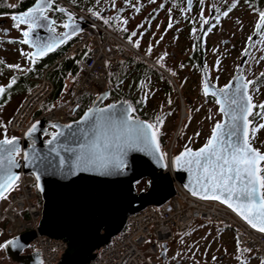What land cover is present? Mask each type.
Wrapping results in <instances>:
<instances>
[{
	"label": "water",
	"instance_id": "95a60500",
	"mask_svg": "<svg viewBox=\"0 0 264 264\" xmlns=\"http://www.w3.org/2000/svg\"><path fill=\"white\" fill-rule=\"evenodd\" d=\"M191 1L186 0L187 8L190 7ZM37 5V3L33 4L26 12L34 10ZM61 12L66 16L65 25H68V27L64 26L62 33L57 34L51 29L54 20L46 16L44 11L43 16L47 17V20L42 21L40 27L32 25L27 31L29 35L25 37L28 41L27 45L32 48L33 58L40 59L58 49L66 40L85 27V21L82 18L74 20L71 12L66 10H61ZM24 13L14 15L20 23H22L20 18ZM93 18L97 17L93 16ZM22 24L28 25L27 23ZM263 24L260 22L258 31ZM37 37L40 38V44L48 42L54 47L51 50L41 51V48L37 46ZM248 52L249 49L245 51L236 74L223 87H218L209 80L205 66L201 62L204 94L212 96L216 101L219 99L223 103L224 93L220 90L224 89L230 97L235 95L240 99L241 104L247 106V98L251 97L250 83L245 80L240 71ZM205 86H207V93ZM110 97L111 90L106 88L78 118L70 122H62L61 119L54 122L41 118L32 123L23 138L13 137L23 156L16 159L19 153L15 154V160L19 166L12 168L11 171L18 176L28 172L34 174L35 178L39 176L40 187H37V190L42 201V216L37 229L26 231L7 240L18 239L20 246H8L7 241L4 243L5 253L14 262L43 263L42 250L23 253L40 234L66 242L67 247L58 264H87L97 255L96 250L106 245L113 236L124 229L130 215L146 206H158L170 199L175 193V182L190 194L194 188H198L197 176L200 172L190 169L184 163L174 164V159L186 149H191L193 152L198 151L208 141L198 148H184L173 156L170 173L167 171L166 154L161 151L158 135L156 141L159 144V153L150 144L149 146L125 144V141H130L133 137L132 130L138 124L153 126L150 129L145 128L150 142L152 133L156 132L155 123L133 116L132 104L125 99L106 103ZM251 103L253 105L255 103L252 97ZM217 105L221 121L216 122L213 129L217 123L226 124L228 119L220 110L221 104L217 103ZM100 109L105 111L101 112ZM253 109L254 107L252 113ZM251 116L247 117L250 121L249 132L253 124ZM213 129L209 139L213 135ZM236 132V139L242 142L244 138L242 119L236 121ZM122 146L124 152L120 157L118 149ZM250 146L255 149L251 144ZM26 153L29 155V160L24 158ZM161 155L164 156L163 160H159ZM86 156H91L93 161L87 167L80 164L78 160V157ZM120 158L125 161V167L122 169L113 167ZM260 164L261 162L257 167L261 168ZM257 175L261 176L260 172ZM144 178L149 181L147 189L137 191L135 184ZM216 194L220 195L219 192ZM204 195L203 189H200L198 194L193 196L202 198ZM207 195L211 196L212 193L208 192ZM221 199L224 197L221 196ZM221 199L209 200L222 203ZM231 203L235 208L241 202L233 200ZM222 204L228 206L227 203ZM234 212L238 214L237 211ZM238 215L244 219L243 216ZM252 215L254 222L259 224V221L255 220V210ZM244 220L248 223L246 219ZM249 225L252 227L251 224ZM254 229L259 231L258 227ZM167 250L168 244L164 243L161 251V260L164 263L167 260Z\"/></svg>",
	"mask_w": 264,
	"mask_h": 264
},
{
	"label": "rangeland",
	"instance_id": "374dc122",
	"mask_svg": "<svg viewBox=\"0 0 264 264\" xmlns=\"http://www.w3.org/2000/svg\"><path fill=\"white\" fill-rule=\"evenodd\" d=\"M80 1L85 6L94 7L97 11L94 12L93 16H96V19L101 22H105L107 18H117L116 25L119 30L122 33L126 31L130 34L129 37L133 41L130 42L132 47L142 55L132 53L133 63H137L141 57L152 65L153 61L159 64L155 63L156 66L154 67L160 74L155 71V74H151L148 82L142 87L141 97L149 106L148 109L156 111L154 118H161L158 123L155 120H145L154 122L158 138H163L162 141L159 138V143L162 153L166 154L167 164L169 157L172 158L182 149L198 148L206 143L214 124L221 121V114L218 112V105L213 100L201 95L202 80L200 74L188 62L194 49L195 39L202 34L204 65L209 71L211 79L218 85H223L233 75L245 51L246 39L250 37L255 28V17L252 12L250 10L245 11L241 5L237 6L229 18L222 23L208 24L203 29L211 3L218 4L230 0H194L193 8L190 11L185 8L186 0H180V2L176 0L172 4L169 3L170 0ZM172 5L174 7H171ZM187 16L192 21L190 19L185 21L183 17ZM236 17L239 19L234 20ZM167 18H169L168 22ZM154 19L155 21H153ZM190 21L191 23H189ZM116 33L120 36L119 31ZM145 47L150 50L151 54L145 50ZM161 54L165 56L163 61L157 59L162 57ZM3 56L11 64L10 75L19 73V67L23 66V63L26 66L28 64V61L26 63L25 61L18 62V55L0 49V57ZM119 65L122 68H120V72L108 69L107 82L117 81L125 73L124 67H126L127 62L121 61ZM175 70H178V73ZM261 73H264V35L244 65V74L248 80H252L249 93L256 106L251 117L256 115L260 108L259 105L264 103V85L257 83V78ZM132 80L130 78V81ZM71 86L72 84L70 85V94ZM22 91L21 87L15 89L14 84L5 89L9 102L1 107L3 109H0V125L4 124L6 132L4 133L9 137H13L16 133L9 130L7 124L22 105L27 94L30 93V91L28 93ZM87 96L90 95L83 93L80 98ZM65 100L62 98L60 101L63 103ZM110 101L111 99H108L106 103ZM260 125H264V112L256 116L253 128L258 130L254 135L252 134L253 128L249 132V139L252 143L264 150V147L261 148L260 145L264 144V127H260ZM4 133L3 130H0V138ZM146 181L148 179L144 178L136 183L137 191L147 185ZM5 197L0 199V207L5 206L6 194ZM5 228L4 223H2L0 225V245H4L9 239ZM173 230L175 238L168 245L165 264H183L185 260H200V256L206 253L220 255L224 253V248L227 251L224 253L226 259L219 261V264L236 263V259L233 257L237 253L234 248V243L237 244V240L231 228L219 229L214 223L196 219L190 223L185 231ZM32 248L33 246L30 245L28 250ZM0 264H18L5 253L4 246L0 247Z\"/></svg>",
	"mask_w": 264,
	"mask_h": 264
},
{
	"label": "built area",
	"instance_id": "2783aa9c",
	"mask_svg": "<svg viewBox=\"0 0 264 264\" xmlns=\"http://www.w3.org/2000/svg\"><path fill=\"white\" fill-rule=\"evenodd\" d=\"M73 14L82 18L85 27L78 32L72 45L63 48L43 68L42 75L33 80L35 86L9 121V129L22 137L35 120L46 118L70 122L75 100L83 93L93 99L106 89L108 69L118 70L119 63L132 53L141 55L134 47L109 30L97 19L75 8L65 0H55ZM87 54L77 79L72 83L70 96L59 106L34 117L44 100L52 93L53 83L48 78L53 69L73 55ZM142 56V55H141ZM155 64L154 62H152ZM156 65V64H155ZM101 88V90H100ZM23 156L20 150L16 159ZM174 195L161 205H149L127 218L124 229L99 248L87 264H165L161 260L162 245L174 241V230L185 231L196 219L216 224L217 228H231L237 244L253 257H264V233L252 228L228 206L202 199L185 191L177 182ZM7 202L0 207V225L4 223L8 237L35 230L42 216L36 178L22 173L6 193ZM35 251L42 250L41 264H58L67 244L62 239L37 235L30 243Z\"/></svg>",
	"mask_w": 264,
	"mask_h": 264
},
{
	"label": "snow or ice",
	"instance_id": "6c2138e0",
	"mask_svg": "<svg viewBox=\"0 0 264 264\" xmlns=\"http://www.w3.org/2000/svg\"><path fill=\"white\" fill-rule=\"evenodd\" d=\"M44 9L39 6L34 10L26 12L20 18L22 23H27L29 27L35 25L40 27L42 21L47 20V17L43 16ZM261 23H264V12L260 13ZM14 20L17 17H13ZM71 19V17H69ZM65 27H68L66 24ZM75 31V29H73ZM25 36L29 33L25 32ZM37 46L41 48V51L47 49L51 50L54 45L52 43L45 42L40 44V38L37 37ZM25 43L28 41L25 40ZM62 42V41H61ZM19 67V66H16ZM251 83V82H249ZM0 92L3 89L0 88ZM205 92L207 93V86H205ZM224 93V102L217 99V103L221 104V111L228 118L226 124L217 123L213 129V135L208 140L207 144L196 152L191 149H186L179 156L175 157L174 164H187L190 169H195L200 172L197 176L198 188L192 190L193 195H197L200 189H203L205 195L202 198L205 199H221L222 203H227L230 208H233L231 201L236 200L241 203L233 208L238 214L244 217L252 227L257 228L259 231L264 232V177L257 175L262 169L257 167L259 162H264V154L259 153L253 149L249 144V124L248 116L252 115V108L256 107L251 103V97H248L247 106L240 103V99L235 95L229 96L224 89L220 90ZM235 106V107H233ZM260 108H264V104L259 105ZM101 112L105 111L100 109ZM238 119L243 120V141L240 142L236 139V121ZM152 125L138 124L133 128V137L130 141H125V144L132 143L138 145L154 146L155 151L159 153V144L156 141L157 133L153 132L151 140L145 132V128H152ZM264 127V125H260ZM257 128L252 129L254 135ZM31 131V130H30ZM20 152V148L15 143V138L4 139L0 141V199L6 198L5 193L8 192L19 179L18 175H14L11 171L12 168L18 167V163L15 160V154ZM124 152L123 146L118 149V156L122 157ZM187 157V159H185ZM25 160H29V155L25 154ZM99 158V154H97ZM164 156H159V160H163ZM80 164L87 167L91 164L92 157L86 156L79 158ZM34 163L35 160L33 159ZM27 166V165H26ZM113 167L122 169L125 167V161L120 158ZM37 187L39 188L40 177L37 176ZM211 192L212 195H207ZM219 192L220 195L216 193ZM255 210V220L259 221V224L254 222L252 212ZM247 213V214H246ZM8 246H20L18 239L9 240L6 242ZM4 245H0L3 247Z\"/></svg>",
	"mask_w": 264,
	"mask_h": 264
},
{
	"label": "flooded vegetation",
	"instance_id": "af4514ba",
	"mask_svg": "<svg viewBox=\"0 0 264 264\" xmlns=\"http://www.w3.org/2000/svg\"><path fill=\"white\" fill-rule=\"evenodd\" d=\"M180 1V0H179ZM42 6L44 9V14L54 20V24L52 25L51 29L57 33L60 34L64 30L65 26V20L66 16L61 12V10H66L62 6H60L58 3L55 2V0H33L32 3H30L24 10H17L18 7L22 6L25 2L24 0H0V49L8 50L12 52L14 55H18V62L20 61H25V63L28 61V64L19 67L20 71L19 73H14L13 75H10V70H11V64L7 62V59L5 56L0 57V88L3 89V92H0V109H3L1 107L5 106L9 102V98L7 96V93H5V89L10 87L11 84H14V87H21L24 84L25 78L27 74L31 73L34 71L35 67L41 64L47 57L53 54V52L56 50H53L52 52L44 55L40 59L33 58L31 56L32 53V48H30L27 43L24 41L26 40V37L24 35L25 32L29 30V25L22 24L18 20H14L13 17L15 14L19 13H24L26 12L33 4L37 3ZM176 2V0H170L169 3L172 4ZM193 2L194 0L191 1L190 7H186V2H185V8L186 10L190 11L191 8H193ZM176 5V4H174ZM242 9L250 10L255 17L254 23H255V28L250 35V37H247V45L245 48V51L249 49L248 55L244 63L242 64V69L240 71L241 74L244 75L245 80L247 82H251L249 86H252V81L248 80L246 75L244 74V65L247 63L248 58L252 56L255 48L259 44V42L262 40V37L264 35V24L261 26V28L258 31L259 24L261 22L260 18V13L264 12V0H230V1H224L220 2L218 4L211 3V7L209 10V14L206 18V23L203 27L206 28L208 24H219L222 23L224 20L229 18L230 14L232 11L237 7L240 6ZM171 7H174L173 5ZM68 11V10H66ZM61 15L62 18L59 20L56 18V15ZM185 21H189V19L192 21V19L187 16L183 17ZM156 19V18H155ZM155 19L153 21H155ZM180 20H183L182 18H179ZM239 18H234V20H238ZM169 18H167L168 22ZM184 21V22H185ZM191 21L189 23H191ZM202 33V32H201ZM202 34H200L199 38L195 39L194 43V49L193 52L190 54V57L188 59V62L192 64L194 69L200 74L201 77V86H200V92L201 95H203L206 98H209L213 100L216 104V100L212 96L205 95L203 92V86H204V80H203V74H202V69H201V62L204 64V57H203V49H202V39H201ZM154 45V44H153ZM156 46V45H155ZM154 48V46H152ZM145 50L150 53V50L145 47ZM243 52V55L245 53ZM151 54V53H150ZM162 57H159L157 59L163 61L164 59V54H161ZM243 55L241 59L239 60V63L231 76V78L236 74L238 67L241 64V60L243 58ZM169 56V55H167ZM205 66V65H204ZM206 69V67H205ZM178 73V70H175ZM207 75L209 80L217 85L218 87H223V85H218L216 82H214L209 74V71L206 69ZM157 73V72H156ZM155 74V73H154ZM160 74V73H157ZM159 77V75H158ZM33 82V78H29ZM257 83L259 85H264V73H261L259 77L257 78ZM23 92V91H22ZM22 94V93H21ZM111 98V97H110ZM142 98V97H141ZM264 102V101H263ZM264 104V103H262ZM254 111V109H253ZM264 112V108H259L258 112L256 113L255 116L250 117V119L253 121V124L251 126V129L253 128L255 124V119L256 116L262 114ZM9 123V122H8ZM7 127L9 129V125L7 124ZM250 129V131H251ZM0 130H3V133L5 132V126L4 124L0 125ZM10 130V129H9ZM6 133V132H5ZM2 134V138H7L11 139L13 137H16L14 135L13 137H9L6 134ZM0 138V139H2ZM250 144L257 149L260 153L264 154V150L256 147L252 143V141L249 139ZM261 148L264 147V144H260ZM262 171L260 172L261 176L264 177V162H261L260 164ZM264 191V189H262ZM8 239V237H7ZM169 245V244H168ZM234 248L235 251L237 252L236 255H234L233 258L236 259L235 264H264V257H253L251 254L246 252L244 249H242L238 244L234 243ZM224 253L227 252L226 249L224 248ZM34 251V249L26 250L23 253H30ZM221 253L220 255H217L216 253H206L203 256H200V260H194L191 259L189 261L185 260L183 264H219V261L225 260V254ZM21 264V263H18Z\"/></svg>",
	"mask_w": 264,
	"mask_h": 264
},
{
	"label": "trees",
	"instance_id": "16d2710c",
	"mask_svg": "<svg viewBox=\"0 0 264 264\" xmlns=\"http://www.w3.org/2000/svg\"><path fill=\"white\" fill-rule=\"evenodd\" d=\"M33 0H24V4L17 8V10H24ZM73 5L75 8L86 12L89 16L94 15V12L97 10L94 7L89 5H83L80 0H65ZM180 2V1H179ZM178 6V5H177ZM179 7V6H178ZM57 19H61V15H56ZM98 20V19H97ZM99 21V20H98ZM117 18L106 19L105 22H101L104 26H106L109 30L116 32L119 31L120 36L129 44L133 42L132 39L129 37L128 32L122 33L119 30V27L116 25ZM75 38L71 37L64 42V44L56 49L52 55L47 57L41 64L35 67L34 71L27 74L23 86H21L22 90L25 92H29L34 87V83L29 78H39L42 75L43 68L47 65V63L53 59L63 48L68 47L73 44ZM137 44V43H136ZM146 57L150 58L147 54L143 53ZM87 54L82 55H73L63 61L62 63L58 64L53 71L48 74V78L53 83V91L52 93L44 100L42 105L39 109L35 112L34 117L51 110L61 104V99H67L70 96V85L77 79L79 70L81 68V64L86 58ZM153 61V60H152ZM127 62L125 73L117 80L112 82H107L108 73L106 75V88L111 90V101H116L118 99H125L132 104L133 107V115L139 116L141 118L156 121L158 123L161 118L157 117L154 118V114L156 113L155 110L148 109L147 103L141 98V91L144 84L148 82L149 77L151 74L158 72L157 69L154 67L155 65L149 63L145 59L141 58L137 63H133V57L130 56L128 60L124 61ZM155 62V61H154ZM156 63V62H155ZM158 64V63H156ZM159 65V64H158ZM121 65L118 66L119 71ZM122 69V68H121ZM155 71V72H154ZM120 72V71H119ZM130 78L133 80L130 81ZM169 81V80H168ZM170 83V81H169ZM173 87V85L170 83ZM17 87H15L16 89ZM69 95V96H68ZM60 101V102H59ZM92 98L87 96L86 98L77 97L75 100L74 111L72 116L70 117L71 120L78 118L85 109L91 106ZM161 141L163 140L162 137H159ZM147 185H144L140 191L146 190L149 184V181H146ZM136 186V184H135ZM38 198L41 202V197L38 192Z\"/></svg>",
	"mask_w": 264,
	"mask_h": 264
},
{
	"label": "bare ground",
	"instance_id": "6f19581e",
	"mask_svg": "<svg viewBox=\"0 0 264 264\" xmlns=\"http://www.w3.org/2000/svg\"><path fill=\"white\" fill-rule=\"evenodd\" d=\"M131 45V44H130ZM132 46V45H131ZM152 62V61H151ZM155 65V64H154ZM156 66V65H155ZM73 111H74V108H73ZM166 164H167V159H166ZM170 168V171H168ZM167 171L171 173V158L169 157V163L167 164Z\"/></svg>",
	"mask_w": 264,
	"mask_h": 264
},
{
	"label": "clouds",
	"instance_id": "9594fccd",
	"mask_svg": "<svg viewBox=\"0 0 264 264\" xmlns=\"http://www.w3.org/2000/svg\"><path fill=\"white\" fill-rule=\"evenodd\" d=\"M153 62H154V61H153ZM154 63H155V62H154ZM94 99H95V98H94ZM94 99H93V100H94ZM9 238H11V237H9Z\"/></svg>",
	"mask_w": 264,
	"mask_h": 264
}]
</instances>
